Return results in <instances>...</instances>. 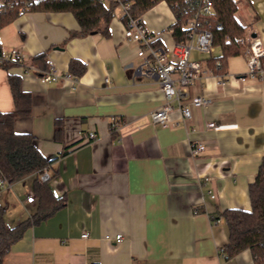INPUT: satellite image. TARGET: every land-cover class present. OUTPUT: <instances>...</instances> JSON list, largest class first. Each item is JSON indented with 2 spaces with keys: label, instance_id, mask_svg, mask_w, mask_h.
<instances>
[{
  "label": "crops",
  "instance_id": "crops-1",
  "mask_svg": "<svg viewBox=\"0 0 264 264\" xmlns=\"http://www.w3.org/2000/svg\"><path fill=\"white\" fill-rule=\"evenodd\" d=\"M237 6V19L264 47V0ZM140 20L153 43L170 52L176 40L169 5L159 1ZM125 23L118 6L107 34L70 36L80 29L70 11H26L0 29V49L25 54L21 63L0 66V111L14 109L8 76L16 75L31 109L16 117L14 129L32 134L51 159L48 184L61 200L11 245L3 264H254L249 249L223 254L228 228L221 213L251 209L248 187L264 157V69L250 74L247 56L238 54L227 58L220 76L206 64L216 51H192L204 71L183 98L191 115L181 118L175 109L171 124L161 127L151 123L150 112L163 103L162 94L155 78L135 74L141 58L124 37ZM40 53L42 64L33 61ZM72 59L85 64L77 77L69 72ZM48 60L71 77L41 81ZM196 95L210 102L192 106ZM112 116L121 122L115 132ZM89 132L96 137L89 139ZM194 144L204 149L192 154ZM37 175L0 191L8 225L37 211ZM117 233L123 235L118 243L104 238Z\"/></svg>",
  "mask_w": 264,
  "mask_h": 264
},
{
  "label": "trees",
  "instance_id": "trees-1",
  "mask_svg": "<svg viewBox=\"0 0 264 264\" xmlns=\"http://www.w3.org/2000/svg\"><path fill=\"white\" fill-rule=\"evenodd\" d=\"M121 1L128 3L130 13L137 17L159 1H165L175 16L174 22L170 25L172 35L176 41H182L187 37L184 23L194 15L198 0ZM244 1L248 4L251 2V0ZM211 3L212 12L202 17V23L212 31L214 45L219 53L208 56L206 64L213 73L224 76L229 56L249 52L248 45L241 41V38L247 34L248 25L243 24L236 17L238 9L236 0H211ZM118 6L116 0H38L27 11L72 12L80 26L78 31L70 32L69 35L74 36L94 31L107 34L108 24ZM20 14L17 8L7 13H0V29ZM261 60L264 62V56ZM33 61L42 64L44 53L35 56ZM8 65V63L0 64L5 67ZM84 70L83 62L76 59L70 61L69 72L74 77L82 74ZM8 81L14 109L7 112L0 111V176L12 183L31 174H39L51 159L39 151L32 134L15 131L16 117L30 113L31 98L29 93L21 88L18 76L10 74ZM33 190L39 201L37 211L14 226L6 223L5 207L0 203V264H3L11 245L21 238L28 227L47 217L61 204V200L52 193L48 181L40 180L38 175L33 180ZM248 193L250 210L230 208L221 213L228 228V240L223 245L222 251L226 257H232L244 249H249L254 264H264V157L260 161L254 180L249 184Z\"/></svg>",
  "mask_w": 264,
  "mask_h": 264
},
{
  "label": "built area",
  "instance_id": "built-area-1",
  "mask_svg": "<svg viewBox=\"0 0 264 264\" xmlns=\"http://www.w3.org/2000/svg\"><path fill=\"white\" fill-rule=\"evenodd\" d=\"M38 0H0V13H7L11 10L18 9L22 14ZM122 8L123 16L126 20L124 27V37L136 46V54L141 58L135 74L155 78L158 88L163 97V103L150 112L152 124L161 127H167L171 124V113L178 110L181 118L190 117L191 110L183 98L187 93L188 87L201 76L204 71L202 62L191 58L192 51H198L202 54L210 55L215 51L214 37L212 31L202 23V17L212 12L211 0H198L197 8L194 15L188 18L184 27L187 29V37L182 41H176L170 52L163 47L155 45L154 34L148 30L141 22L140 17L133 16L129 10V4L121 0H116ZM243 43L248 45L249 52L247 56L248 71L250 74L261 73L264 69V62L261 60L264 56V47L258 38L251 37L248 34L241 38ZM25 59V54L21 49H12L2 51L0 49V64L21 63ZM48 69L43 71L39 78L43 82L57 81L60 78H69V73L61 74L48 60ZM30 67H35L31 64ZM109 79L105 78L107 82ZM222 82V81H221ZM210 102V99L203 95H196L190 98L189 103L192 106H203ZM175 103V104H174ZM120 119L112 116L109 122L111 132H115L120 127ZM208 128H214L215 122H207ZM89 139H94L96 134L89 132ZM204 149L203 144H194L190 147L192 154H198ZM39 178L42 181H49L50 175L44 169L39 172ZM11 185L3 176H0V191ZM26 200H34L33 194H28ZM87 232L81 236L87 237ZM105 239L120 242L123 235L106 234ZM224 254V253H223ZM83 264H88L85 262Z\"/></svg>",
  "mask_w": 264,
  "mask_h": 264
},
{
  "label": "rangeland",
  "instance_id": "rangeland-1",
  "mask_svg": "<svg viewBox=\"0 0 264 264\" xmlns=\"http://www.w3.org/2000/svg\"><path fill=\"white\" fill-rule=\"evenodd\" d=\"M238 2V0H236V3ZM242 2L244 3L245 1L244 0H242ZM242 19V18H241ZM246 25V24H245ZM216 52L215 53H218V48H216V50H215ZM194 53H196V51H193L192 52V54H194ZM5 213H6V209H5V211H4V215H5Z\"/></svg>",
  "mask_w": 264,
  "mask_h": 264
},
{
  "label": "water",
  "instance_id": "water-1",
  "mask_svg": "<svg viewBox=\"0 0 264 264\" xmlns=\"http://www.w3.org/2000/svg\"><path fill=\"white\" fill-rule=\"evenodd\" d=\"M252 36H254V34H252Z\"/></svg>",
  "mask_w": 264,
  "mask_h": 264
}]
</instances>
